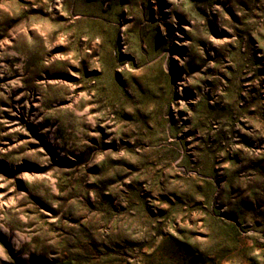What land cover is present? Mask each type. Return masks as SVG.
Segmentation results:
<instances>
[{
    "label": "rangeland",
    "instance_id": "obj_1",
    "mask_svg": "<svg viewBox=\"0 0 264 264\" xmlns=\"http://www.w3.org/2000/svg\"><path fill=\"white\" fill-rule=\"evenodd\" d=\"M0 264H264V0H0Z\"/></svg>",
    "mask_w": 264,
    "mask_h": 264
}]
</instances>
